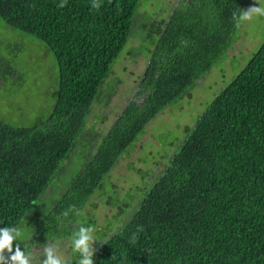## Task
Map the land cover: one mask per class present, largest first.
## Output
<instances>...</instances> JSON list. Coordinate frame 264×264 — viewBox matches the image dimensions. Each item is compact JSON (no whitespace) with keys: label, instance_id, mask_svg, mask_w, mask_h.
I'll list each match as a JSON object with an SVG mask.
<instances>
[{"label":"trees","instance_id":"16d2710c","mask_svg":"<svg viewBox=\"0 0 264 264\" xmlns=\"http://www.w3.org/2000/svg\"><path fill=\"white\" fill-rule=\"evenodd\" d=\"M96 2L0 0V21L49 49L58 79L45 120H0V229L17 228L52 185L130 36L140 0ZM243 9L244 0H178L167 19L145 28L147 64L135 98L41 220H31L24 250L94 227L82 218L85 205L109 193L110 172L146 126L225 60L240 27L233 16ZM175 147L130 221L100 237L94 264H264V41ZM79 258L73 252L72 264Z\"/></svg>","mask_w":264,"mask_h":264},{"label":"rangeland","instance_id":"374dc122","mask_svg":"<svg viewBox=\"0 0 264 264\" xmlns=\"http://www.w3.org/2000/svg\"><path fill=\"white\" fill-rule=\"evenodd\" d=\"M177 1L140 0L130 36L95 98L82 135L61 163L52 185L33 208L40 209L41 213L32 209L17 227L21 235L13 242V252L19 245L26 254L32 253L30 264H41L46 258L42 253L47 243L57 244L58 254L66 264H72V235L57 242L33 243L31 249L24 250L23 241L35 226L31 220H41L46 206L57 200L65 190L64 183L82 169L123 107L135 98L147 64V55H141L146 49L145 42L149 40L146 29L153 21L167 19ZM253 6L264 7V0H244L243 11ZM240 24L225 60L201 77L189 95L156 116L146 126L145 133L130 154L121 158L110 172L107 184L112 188L109 186L108 190L113 192L112 199L108 192L96 193L85 205L82 218H91L95 224L92 228L93 248L98 245L100 237L105 235L102 238L107 239L130 221L145 189L165 168V161L173 153L176 143L177 146L181 143L187 130L194 126L213 98L258 51L264 41V16L254 14L251 20ZM57 80L53 53L38 39L15 31L0 21V120L15 127H33L45 120L54 105ZM4 255L11 254L6 250Z\"/></svg>","mask_w":264,"mask_h":264},{"label":"clouds","instance_id":"9594fccd","mask_svg":"<svg viewBox=\"0 0 264 264\" xmlns=\"http://www.w3.org/2000/svg\"><path fill=\"white\" fill-rule=\"evenodd\" d=\"M61 4L60 7H63ZM92 6L99 8L100 4L93 0ZM264 16V7H250L248 10L243 11L238 17L233 16V19L237 22V27L243 21H249L253 15ZM75 210L70 208L69 211ZM77 214L78 210H77ZM65 216L68 215L66 211ZM93 229L92 227L80 226L78 230L71 237L72 250L75 253L80 254V258L77 264H94L93 257L96 249L93 248ZM21 235L20 230L15 227H5L0 229V264H30L32 259V253H27L20 250V246L17 245L13 252V242ZM11 255L6 257L5 251ZM43 256L46 257L41 261V264H66L63 258L58 254V245L53 243H47L43 248Z\"/></svg>","mask_w":264,"mask_h":264}]
</instances>
